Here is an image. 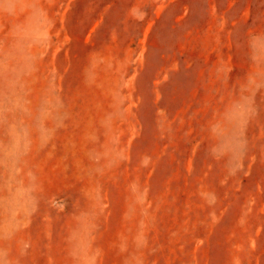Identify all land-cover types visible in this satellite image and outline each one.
<instances>
[{"label": "rangeland", "instance_id": "rangeland-1", "mask_svg": "<svg viewBox=\"0 0 264 264\" xmlns=\"http://www.w3.org/2000/svg\"><path fill=\"white\" fill-rule=\"evenodd\" d=\"M0 264H264V0H0Z\"/></svg>", "mask_w": 264, "mask_h": 264}]
</instances>
